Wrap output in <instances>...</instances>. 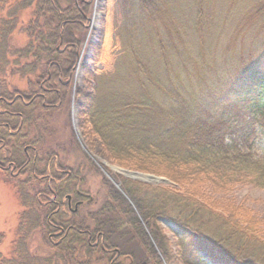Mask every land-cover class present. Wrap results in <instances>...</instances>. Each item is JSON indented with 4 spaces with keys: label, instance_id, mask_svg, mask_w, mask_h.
I'll return each instance as SVG.
<instances>
[{
    "label": "trees",
    "instance_id": "1",
    "mask_svg": "<svg viewBox=\"0 0 264 264\" xmlns=\"http://www.w3.org/2000/svg\"><path fill=\"white\" fill-rule=\"evenodd\" d=\"M109 3L113 20L119 9L123 17L130 15L123 22L128 37L115 45L112 72L101 67L100 75L91 73L96 80L92 129L105 154L119 164L165 175L175 184L126 180L124 190L162 247L168 248L159 222L167 221L170 232L183 240L180 255L195 264H263L251 255L264 252V235L248 220L213 205L210 185L203 183L220 192L247 184L264 189V158L257 148L264 135V0ZM90 7L91 0H0V138L13 145L6 161L22 165L27 159L22 148L36 145L40 131L30 116L35 103L24 105L17 94L32 95L37 81L52 74L58 86L70 76L85 35L76 24L87 21ZM14 35L23 39L22 46L12 44ZM15 76H24L27 88L21 89ZM14 129L20 131L15 137ZM29 174L25 221L13 253H0V264H110L114 249L121 250L119 242L136 239L146 249L141 260L123 250L122 255L132 264H151L150 240L121 192L108 185L100 207L86 213L85 204L82 220L76 221L62 213L52 216L40 195L45 190ZM73 178L61 194L75 191ZM52 220L65 231L58 245L50 238ZM37 226L53 249L49 257H37L28 247ZM93 242L111 251L98 253Z\"/></svg>",
    "mask_w": 264,
    "mask_h": 264
},
{
    "label": "rangeland",
    "instance_id": "2",
    "mask_svg": "<svg viewBox=\"0 0 264 264\" xmlns=\"http://www.w3.org/2000/svg\"><path fill=\"white\" fill-rule=\"evenodd\" d=\"M90 12L91 14L87 21L76 24L78 25L77 28L84 31L85 35L83 42L78 48V59L74 69H72L73 71L69 77L67 76L65 79L61 78L62 81L60 80V82L62 85L60 84L58 86L59 78L57 75L52 74L49 78L45 77L37 81L40 84H35V90L32 95L25 91H20L17 94L18 99L23 100L24 105H30L32 102L35 103L34 109L30 112V116L33 121L36 120L39 122L40 131L36 135L37 143L33 145L35 153L30 149L27 153L33 158V155L37 151L39 157L43 159L40 162V166H38L41 172L57 156L61 166L65 165L67 169L70 168L75 172V176L76 174L79 175L81 179L79 183H81L80 187L82 191L89 193L93 197L92 201L87 203L89 207L86 213L88 211H95L100 207V204H102L108 195V185L121 192L138 213L145 228L146 236L150 240V243L148 242L149 246L146 247L150 249L152 258L145 257V259H151L149 260L151 264H195L194 258H184L182 254L180 255L184 251L183 246L180 245L179 247L178 242L182 244L181 241L183 240L170 232L168 228L171 224L167 221H164V223L159 222L161 231L160 239L165 238L164 240H166L168 248L161 246L159 238L155 236L148 221L138 212L133 198L124 190V181L126 180L137 181L148 185L165 184L157 182L146 183L133 179L129 175H126L127 173L124 170L168 177L153 172L127 168L119 164L109 154H105L106 152L103 150L101 139L92 129L89 112L91 111V101L93 102L95 94L96 80L91 76V73L95 76L100 75L101 73L97 69L101 67H104L107 72L114 70V48L124 36L128 37L125 31L126 26L123 22L126 18L130 20V15L126 14L123 17L122 9H119L116 13L115 20H113L114 9L112 4L109 3V0H91ZM92 22H94L93 25ZM120 29H122V32L119 31ZM119 34H122V36L119 37ZM11 42L17 47L22 46L24 43L23 39L16 35L12 37ZM62 50L65 52L66 49L63 48ZM69 50L67 48L66 51ZM19 79H21L18 83L19 87H22L21 89L27 88L26 78L24 76H15V80ZM57 86L60 90L57 100H54L53 92L57 89ZM13 131L20 132L17 129ZM257 148L259 156L264 158V135L258 142ZM23 153L25 155V152ZM20 169V167L16 168L14 171L16 173L15 176L10 171L0 169V253L4 255L13 253L14 241L19 236V228L25 221V194L29 191L28 188L24 189V186L27 187V184H24L26 180H32L29 179L31 178L29 173L33 171L30 167V172L26 173V169H24V171L18 173ZM41 172H38L37 175L33 173L37 177H40V175H43ZM32 178L38 183L39 190H45V192L48 190L49 180L47 178L42 180L35 179L33 175ZM168 179L171 183L165 185H175L173 180ZM199 182L201 181H195L193 185H199ZM203 184L206 186L210 185L211 198L209 200L213 205L222 209L224 213H232L234 218L238 216L243 221L244 219L248 220L247 223H251L256 231L264 235V189L247 184L236 185L232 192H220L217 187L216 191H213L215 190L213 189L215 185L212 183L204 182ZM73 195L75 194L73 193ZM63 200L66 201L64 196ZM64 207L66 209V205ZM82 216H84V213ZM78 218L76 219L77 221H79ZM33 231L32 234L30 233L28 239V247L31 253L42 258L51 256L53 249L44 242L40 228L37 226ZM64 232L63 230L55 231V234L58 236L52 238V244L58 245L60 238H57L64 234ZM93 243L96 245L97 248L94 249L98 253H101V251H111L99 242ZM119 243L121 250L126 254L132 253L135 259L138 258V260H141L139 257H142L143 251L144 253L146 252L145 247L142 246V243L138 239L134 243ZM121 250L114 249L115 252H112L113 255L111 258L113 261L110 264L133 263L130 257L122 255ZM251 256L264 264L263 251L255 250ZM80 259H84L82 249L80 251Z\"/></svg>",
    "mask_w": 264,
    "mask_h": 264
},
{
    "label": "flooded vegetation",
    "instance_id": "3",
    "mask_svg": "<svg viewBox=\"0 0 264 264\" xmlns=\"http://www.w3.org/2000/svg\"><path fill=\"white\" fill-rule=\"evenodd\" d=\"M23 119V117H21ZM10 134L15 137L17 136L18 132H14L13 130H10ZM11 136V137H12ZM5 139L2 137L0 138V169L5 170V171H10V173L15 176L16 173L14 172L16 168L19 166L21 169L20 171H24L26 169V173L30 170H28L31 167V170L37 175L38 172H41L40 169L36 168V164L40 166L39 162H37L39 158V154L36 151V154L33 155V158L31 155L27 153V151L30 149L34 151L35 153V148L33 145H25L22 150L25 152V156L27 159L22 165H18L13 161H6V158L12 154V147L13 145H8L6 144ZM9 154V155H8ZM2 155V156H1ZM4 156V157H3ZM3 157L4 159H1ZM51 158V157H50ZM55 159V161H54ZM52 159L47 167L45 166L44 169L42 170V176L40 177L36 176L33 172V176L36 179H45L47 178L49 180L48 184V190L46 192H42L40 195L43 197V199L47 200L45 204H49L51 206V214L54 216V214H65L68 216L70 219H77L79 217V221L82 220V209L85 204L88 202L92 201V195L89 193H86L82 191L80 185L81 179L78 174H76L75 178H73V182L76 184L75 191H70V192H65L61 194L63 191L62 186L65 185L66 181L70 179L71 177L74 176L75 172L73 173L72 169L66 168L67 166H61L58 157L55 156V158ZM54 161V162H53ZM42 162V160H40ZM37 171V172H36ZM45 175V176H44ZM66 175V176H65ZM63 196L64 199L63 200ZM52 203V204H51ZM66 205V209L65 206ZM64 207V209H63ZM80 215V216H78ZM50 220V219H48ZM77 221V220H76ZM49 224L51 225V235L50 238H54V236H58L55 234V231H64V228L61 227V225L56 222V220L49 221ZM70 227L76 229L75 226L71 225Z\"/></svg>",
    "mask_w": 264,
    "mask_h": 264
},
{
    "label": "water",
    "instance_id": "4",
    "mask_svg": "<svg viewBox=\"0 0 264 264\" xmlns=\"http://www.w3.org/2000/svg\"><path fill=\"white\" fill-rule=\"evenodd\" d=\"M124 171L127 173L126 175H129V177L133 179L141 180L146 183H150V182L165 183V184L171 183V181L168 178L158 176L155 174L141 173L137 171H127V170H124Z\"/></svg>",
    "mask_w": 264,
    "mask_h": 264
},
{
    "label": "bare ground",
    "instance_id": "5",
    "mask_svg": "<svg viewBox=\"0 0 264 264\" xmlns=\"http://www.w3.org/2000/svg\"><path fill=\"white\" fill-rule=\"evenodd\" d=\"M94 22H92V25H93Z\"/></svg>",
    "mask_w": 264,
    "mask_h": 264
}]
</instances>
